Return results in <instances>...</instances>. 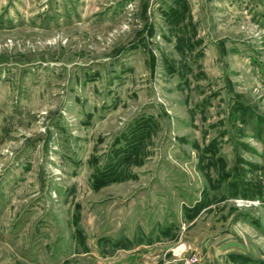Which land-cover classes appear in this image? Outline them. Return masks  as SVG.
<instances>
[{
    "label": "rangeland",
    "instance_id": "rangeland-1",
    "mask_svg": "<svg viewBox=\"0 0 264 264\" xmlns=\"http://www.w3.org/2000/svg\"><path fill=\"white\" fill-rule=\"evenodd\" d=\"M264 264V0H0V264Z\"/></svg>",
    "mask_w": 264,
    "mask_h": 264
},
{
    "label": "crops",
    "instance_id": "crops-1",
    "mask_svg": "<svg viewBox=\"0 0 264 264\" xmlns=\"http://www.w3.org/2000/svg\"><path fill=\"white\" fill-rule=\"evenodd\" d=\"M153 262H154V261H151V262L148 261V262H146L145 264H161V263L158 262V261H157L156 263H153Z\"/></svg>",
    "mask_w": 264,
    "mask_h": 264
}]
</instances>
